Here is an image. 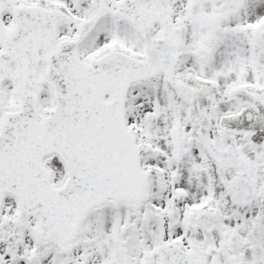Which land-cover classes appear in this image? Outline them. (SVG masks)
I'll list each match as a JSON object with an SVG mask.
<instances>
[{"label": "snow or ice", "instance_id": "6c2138e0", "mask_svg": "<svg viewBox=\"0 0 264 264\" xmlns=\"http://www.w3.org/2000/svg\"><path fill=\"white\" fill-rule=\"evenodd\" d=\"M0 264H264V0H0Z\"/></svg>", "mask_w": 264, "mask_h": 264}]
</instances>
